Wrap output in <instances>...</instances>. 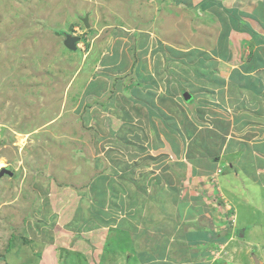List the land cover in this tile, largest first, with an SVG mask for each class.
Wrapping results in <instances>:
<instances>
[{"label":"rangeland","instance_id":"1","mask_svg":"<svg viewBox=\"0 0 264 264\" xmlns=\"http://www.w3.org/2000/svg\"><path fill=\"white\" fill-rule=\"evenodd\" d=\"M142 4L158 8L156 0H0V264H264V211L239 219L240 233L228 244L227 228L218 225L206 231L199 226L186 237L181 234L188 246L207 245L200 255L187 251V246L183 255L172 250L174 241L161 235L164 221L171 227L172 218L180 217L167 206L182 192L171 162L181 150L176 142L192 134L187 147L194 144L193 157H205L207 140L199 136L204 130L195 137L199 125L194 122L195 127L180 124L178 129V105L168 102L167 107L157 95L166 94L170 100L165 87L181 81V89L192 94L187 106L201 100L207 107L225 96L235 109L197 106L200 116L209 113L205 117L210 121L205 125L199 118L198 123L205 131L211 127L221 132L213 119L238 120L233 114L238 112L245 120L251 117L243 131L254 133L264 131V88L232 85V80L223 84L217 67H210L204 57L164 51L154 35L159 23L154 18L149 25L153 12L146 20ZM85 15L88 29L81 22ZM67 35L79 38L75 51L64 46ZM121 38L122 55L117 44ZM133 51L139 57L133 59L144 58L150 74L162 79L155 96L142 98L143 85L133 70L125 72L124 54L131 62ZM202 87H216L217 92ZM194 110L190 108L193 116ZM232 129L225 130L228 142L239 134L237 127ZM172 141L177 146L174 153L164 146ZM217 146H210V153ZM234 159H220V175H229ZM212 161L204 159L206 164ZM3 168L13 169V175L3 173ZM168 172L174 190L180 192L165 194ZM207 176L198 183L216 187ZM219 179L224 182L223 176ZM196 185L188 182L186 191L199 194L198 201H209L213 195ZM251 199L252 195L247 201L254 203ZM160 201H165L167 211H161ZM214 212L224 227L222 213ZM183 220L186 224L189 218ZM241 222L256 225L254 232ZM77 249L86 256L79 258Z\"/></svg>","mask_w":264,"mask_h":264},{"label":"crops","instance_id":"2","mask_svg":"<svg viewBox=\"0 0 264 264\" xmlns=\"http://www.w3.org/2000/svg\"><path fill=\"white\" fill-rule=\"evenodd\" d=\"M156 3L158 8L156 7L155 10L152 6H147L148 4H142L141 10L143 13L146 12V20L149 19L147 14L153 12V18L148 22L150 26H153L155 18V21L159 23L157 29L154 28V31L156 32L154 35H156V42H158L159 45L164 46V51L173 52L177 57H186L192 54H195L196 58L204 57V59L211 61L209 63L210 67L213 65L217 67L216 73L222 78L221 80L223 81V84H225V82L230 83L228 80H232V85L235 83H243L245 86H254L257 89L264 88V0H156ZM156 15H159V18H161L163 23H160L161 20L159 21V19H156ZM119 40H122V42H119ZM119 40V43L117 44L120 45V47H118V50L120 51L122 49L121 45L123 44V38ZM143 43L145 44L142 48H145L147 43ZM249 48H251V53H249ZM120 53L121 55L123 54L122 51H120ZM147 54L148 53L143 55V57L147 56ZM134 55L139 58L138 52L133 51L131 54L132 61L130 62V59L125 58L127 53L124 54V60L126 62L125 72L128 71L127 73H129L133 70V77H136L138 83L143 85L144 88L140 89L142 98H145L146 95H154L152 93H154L153 91H156L159 87L162 79L159 82L157 79L158 76L155 77L153 74H150L151 68L148 66L149 64L144 61L145 59H133ZM119 59H121V56L117 58L118 61ZM138 62L140 64H138ZM201 63L204 65V62ZM140 66L145 68L146 72H142V67ZM194 71L196 72L197 68H194ZM204 71L206 70H203V73ZM191 75L194 76L192 73ZM222 75H224L225 78H223ZM138 83L133 81V84L136 86H138ZM179 83L180 85L172 83L171 86H169V84L168 87H165V90L168 89L171 92L172 97L169 98L170 100H168L166 94L161 96L160 94L157 95L159 97L157 100L164 105L168 102L170 104L173 103L171 106H174L175 104V106L178 105L179 110L177 111L174 109L176 111L174 118L176 119L178 129L181 128L180 124L195 127L193 124L194 122L199 125V127L195 128V130H197L196 133H194L196 134L195 137L201 133V130H204L199 136H203L202 140L204 138L207 140V153H205V157H202L199 154L193 157L195 152L194 144L191 149L186 145L187 140L191 141L194 138L192 134L189 137L186 135L184 139L180 136L181 142L178 143L176 142L175 137L168 138L169 140L172 139L176 142L177 146L181 147L180 152L177 154V158L175 157L171 162L177 171L176 181L180 180L182 192L179 197H175L174 201H168L167 204L168 208L173 207V211H175L180 217H175V219L172 218L173 224L171 227L169 223L164 221L163 227L161 228L162 232L160 231L162 234H160L168 237L171 241H174L172 250L175 249L178 252H182L183 255L185 253L184 247L187 246V251L190 252L194 250L200 255L205 251L207 245L206 247L203 245L204 247L199 249L197 247L195 248L198 243L193 242L188 246L182 242L181 234L186 237V234L193 232L197 233L199 231V226L200 228L205 227L206 231L208 227L218 225L219 229L227 228L226 231L229 232V235L226 238L225 243L228 244L235 239L233 237L234 235L240 233L238 231L239 219L241 221L242 219H252L255 217L256 211H264V199H262V196L264 195V142H261V135L264 136V131H255L254 133L243 131V126H245L247 122H250L251 117H248V119L245 120L238 112L233 113L238 116V120L233 119L232 117L226 120L218 118L219 120L217 121L216 119L215 121L213 119V122L222 128L219 129L221 132H219L218 129H215L214 132L211 130V127L207 128V131H205L206 127L201 125V123H198V119L203 118V123L209 125L210 121L208 117H205V115L209 113L201 112L200 114L202 116H200L198 110L199 106V108L202 107V109H207V107H211L215 104V108H224V106H228L235 109L236 104H232L228 99L225 100V96H222L220 101H210V104L212 105H206L207 107L201 106V103H203L201 100L199 101L200 103L196 100L195 106L189 104L187 106L186 104L191 99L192 94L188 93L190 98L188 101H184L183 95L181 94L186 93V91L184 92V90L181 89V81H179ZM215 88L216 87H202L203 91L206 92H217V89ZM157 91H160V88ZM192 107L195 108L194 116L192 111H190V108ZM183 116L188 120L186 118L183 120ZM260 116L261 118H264V115L260 114ZM155 118H153V120ZM147 119L148 118L146 117V120ZM233 125L234 127H237L236 133L239 134L237 137H230L231 139L228 142V138L224 136L229 134V132H226L225 130L233 132ZM253 130H255V128H253ZM252 136L254 137L249 139ZM214 139L218 140V142L213 141ZM257 140H260V142H257ZM173 141L165 143L164 146L167 145L168 150H172L174 153L175 151L173 148L177 146L173 145ZM217 144L218 146L215 152L210 153L211 150H214L210 149V146ZM219 151L220 153L217 155L216 152ZM226 155L235 156L234 162L229 164L228 167L229 175H220V173L217 176L216 182H211V176L215 173L217 168H220V159L226 157ZM206 157L211 158L214 161L210 164H206L204 162ZM186 176H188V178H186ZM206 176V179H209V182L213 184L212 186L216 187H208L206 184L198 183V181L202 182V179ZM220 176H223L224 182L219 179ZM164 179L166 180L167 186V192H165V194L168 195L170 191L174 190L170 172L167 173ZM237 179H239V181ZM194 181L198 184L194 187L195 189H203L209 191L210 194L213 195L209 196V201H198L196 195L199 194L195 195L193 192L186 191L188 182L190 185ZM214 188H216V191H214ZM254 188L256 189L254 190ZM173 192L180 191L174 190ZM165 194H163V197H166ZM254 194L257 202L254 199ZM250 195H252L251 200H254V203L247 201ZM240 196L241 199L237 198ZM180 197L181 199L179 200ZM214 203L216 205H214ZM159 204L161 211H167L165 208L166 205H163L165 204V201H163V204L162 201H160ZM180 211H182V213ZM214 211L222 213V218L224 222H226L224 227L219 226L220 223H223L220 218L212 216ZM181 214L183 219L189 218L186 224L182 219ZM177 218L181 219L177 220ZM247 225H249V228L247 229H252L251 231L254 232L256 225L255 227H252L251 223L247 224L246 222H241V226L245 227ZM148 229H150V227ZM253 232L248 231L247 233L252 234ZM148 234H152V232ZM243 234L244 233H242L240 237H237L243 238ZM219 235L220 234L218 233L216 237H221ZM248 243L249 242H247V244ZM82 248H84V246ZM77 252L80 253L81 257L79 258H83L87 254H85V251L83 250L79 251V249H77ZM70 254H72V257L76 255L72 251ZM254 260L256 261L255 258ZM169 264L174 263L170 262Z\"/></svg>","mask_w":264,"mask_h":264},{"label":"water","instance_id":"3","mask_svg":"<svg viewBox=\"0 0 264 264\" xmlns=\"http://www.w3.org/2000/svg\"><path fill=\"white\" fill-rule=\"evenodd\" d=\"M81 22L84 26L85 29L89 28V24H88V15H85V17L83 19H81ZM79 42V38L78 37H72L67 35L65 37V41H64V46L69 50V51H75L76 50V45ZM190 98L188 93H184L183 94V99L184 101H188ZM3 173L12 176L14 173V170L11 168H3L2 170Z\"/></svg>","mask_w":264,"mask_h":264},{"label":"clouds","instance_id":"4","mask_svg":"<svg viewBox=\"0 0 264 264\" xmlns=\"http://www.w3.org/2000/svg\"><path fill=\"white\" fill-rule=\"evenodd\" d=\"M77 46V45H76ZM187 93V92H186ZM221 173V169H219V168H217V170L215 171V173L211 176V178H210V176H209V178H210V181L211 182H215V180L217 179V176L219 175ZM232 221V220H231Z\"/></svg>","mask_w":264,"mask_h":264},{"label":"trees","instance_id":"5","mask_svg":"<svg viewBox=\"0 0 264 264\" xmlns=\"http://www.w3.org/2000/svg\"><path fill=\"white\" fill-rule=\"evenodd\" d=\"M168 185V184H167ZM168 187H169V185H168ZM171 188V187H170Z\"/></svg>","mask_w":264,"mask_h":264}]
</instances>
